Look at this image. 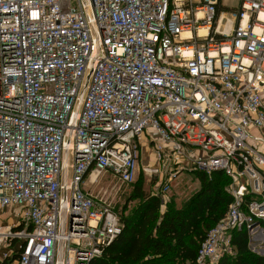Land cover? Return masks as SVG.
Segmentation results:
<instances>
[{
	"label": "built area",
	"instance_id": "2783aa9c",
	"mask_svg": "<svg viewBox=\"0 0 264 264\" xmlns=\"http://www.w3.org/2000/svg\"><path fill=\"white\" fill-rule=\"evenodd\" d=\"M147 129L158 166L141 171L162 193L184 170L229 179L194 264L233 256L236 231L264 243V0H0V208L23 227L0 238L23 241L16 264L102 255L122 224L85 183H134Z\"/></svg>",
	"mask_w": 264,
	"mask_h": 264
},
{
	"label": "trees",
	"instance_id": "16d2710c",
	"mask_svg": "<svg viewBox=\"0 0 264 264\" xmlns=\"http://www.w3.org/2000/svg\"><path fill=\"white\" fill-rule=\"evenodd\" d=\"M195 173L201 189L181 208L167 205L163 212L161 198L145 194L139 182H134L122 211L117 212L121 234L89 264H194L208 230L225 216L231 203L225 175L214 173L213 182L205 174ZM133 201L136 205L126 214ZM232 245L234 255L223 257L218 264H264V256L251 254L246 231L234 232Z\"/></svg>",
	"mask_w": 264,
	"mask_h": 264
},
{
	"label": "rangeland",
	"instance_id": "374dc122",
	"mask_svg": "<svg viewBox=\"0 0 264 264\" xmlns=\"http://www.w3.org/2000/svg\"><path fill=\"white\" fill-rule=\"evenodd\" d=\"M222 5L227 8H237L238 0H221ZM150 130V129H148ZM154 134L149 131L148 135L143 134L137 138V142L139 144L140 151V159H139V168L140 172L136 177L135 182H139V187L145 194L151 196H159L162 200L161 212L166 209L167 205L181 208L184 203H186L189 199L192 198L200 189L201 182L198 180V173L191 172L188 170L182 171L170 184L169 189L165 192H161V188L166 184V181L163 180L161 183L159 178H155L154 176L149 177L142 173L141 168L148 166L153 168L155 165V161L153 160V142H151V138ZM143 144V148L141 149V144ZM151 155V156H150ZM197 156L201 157L200 153H197ZM207 177V176H206ZM208 178V177H207ZM213 179V180H212ZM208 180H212L213 182L216 180L213 176L208 178ZM85 188L93 195L97 197L102 194H106L104 200L108 203V205L114 209L116 212H121L122 208L125 204L127 197L131 194L133 183L132 184H123L117 180H115L109 174L103 175L99 182L96 185H90L89 183H85ZM137 201L130 202L127 205L125 213L128 214L131 209L136 205ZM7 209V208H4ZM3 208H0V220L6 219L9 215H15L14 212L9 210L10 214L3 213ZM249 250L251 254L255 256H264V243H258L253 241V239L249 238Z\"/></svg>",
	"mask_w": 264,
	"mask_h": 264
},
{
	"label": "crops",
	"instance_id": "0c3cea01",
	"mask_svg": "<svg viewBox=\"0 0 264 264\" xmlns=\"http://www.w3.org/2000/svg\"><path fill=\"white\" fill-rule=\"evenodd\" d=\"M149 131H151L152 134H154L153 137L151 138V142H153L152 144L154 146V147H152V149L154 150L152 158L155 161V165L153 167V168H155L158 166L157 159L155 158V143L158 142V138H157V135L151 129L145 130L144 133L148 135ZM143 144L144 143L141 144V149L143 148ZM138 147H139V144H138ZM197 153H200L201 157L204 156V154L201 152H195L194 154L197 155ZM145 167H148V166H145ZM142 168H144V167H142ZM149 168H151V167H149ZM9 210H11V212H14L15 215H9L10 214ZM2 211H3V213L6 212L7 215H9V216H7V218L5 220L4 219L0 220V234L1 235H5L9 231H18V230H21L23 228L21 225V210L19 207L10 206V207H7V209H4ZM13 229H16V230H13ZM3 237L4 236H2L0 238V264H16L17 258L19 256V253H20L22 246H23V241L17 240V239L4 240ZM253 241L258 242L256 240V238L253 239Z\"/></svg>",
	"mask_w": 264,
	"mask_h": 264
},
{
	"label": "bare ground",
	"instance_id": "6f19581e",
	"mask_svg": "<svg viewBox=\"0 0 264 264\" xmlns=\"http://www.w3.org/2000/svg\"><path fill=\"white\" fill-rule=\"evenodd\" d=\"M69 169H70V154L65 152V166H64V172L66 173V180L69 178Z\"/></svg>",
	"mask_w": 264,
	"mask_h": 264
}]
</instances>
